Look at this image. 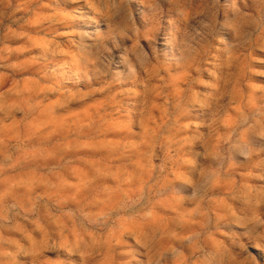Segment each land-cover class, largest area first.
Masks as SVG:
<instances>
[{
	"label": "rangeland",
	"instance_id": "374dc122",
	"mask_svg": "<svg viewBox=\"0 0 264 264\" xmlns=\"http://www.w3.org/2000/svg\"><path fill=\"white\" fill-rule=\"evenodd\" d=\"M0 264H264V0H0Z\"/></svg>",
	"mask_w": 264,
	"mask_h": 264
}]
</instances>
